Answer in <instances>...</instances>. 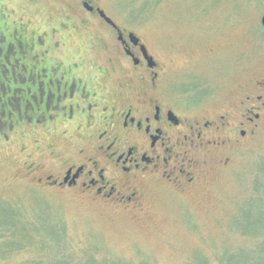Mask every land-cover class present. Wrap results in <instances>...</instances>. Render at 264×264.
<instances>
[{"label": "rangeland", "instance_id": "374dc122", "mask_svg": "<svg viewBox=\"0 0 264 264\" xmlns=\"http://www.w3.org/2000/svg\"><path fill=\"white\" fill-rule=\"evenodd\" d=\"M39 1L51 15L76 5ZM92 2L145 43L170 92L199 99L189 104L192 115H228L231 146L203 158L190 191L152 184L138 207L39 184L35 177L56 173L45 153L14 156L0 146V222L34 236L32 245L20 237L21 249L0 252V264H47L53 256L74 264L88 256L109 264H264V115L252 133L238 135L245 97L264 83V0Z\"/></svg>", "mask_w": 264, "mask_h": 264}, {"label": "flooded vegetation", "instance_id": "af4514ba", "mask_svg": "<svg viewBox=\"0 0 264 264\" xmlns=\"http://www.w3.org/2000/svg\"><path fill=\"white\" fill-rule=\"evenodd\" d=\"M24 1L0 0V146L45 153L56 173L35 177L39 184L138 207L152 184L190 191L207 156L231 146L228 115H192L199 99L170 92L145 43L92 0L58 15ZM255 86L239 137L264 115V83Z\"/></svg>", "mask_w": 264, "mask_h": 264}, {"label": "trees", "instance_id": "16d2710c", "mask_svg": "<svg viewBox=\"0 0 264 264\" xmlns=\"http://www.w3.org/2000/svg\"><path fill=\"white\" fill-rule=\"evenodd\" d=\"M30 231L27 233L29 234ZM20 237H24V240H26L25 245H32L34 244V236L33 235H26L24 234L22 236V233H18L11 225V221H1L0 222V238L5 239V242L0 243V252H13L21 249L24 245H21ZM61 255V253H60ZM51 262H48L47 264H74L71 260H67L64 258V260H56V257L53 256ZM43 261L38 260H28L21 264H43ZM78 264H109L108 262H105L104 260H97L94 256H88L84 260H81Z\"/></svg>", "mask_w": 264, "mask_h": 264}, {"label": "water", "instance_id": "95a60500", "mask_svg": "<svg viewBox=\"0 0 264 264\" xmlns=\"http://www.w3.org/2000/svg\"><path fill=\"white\" fill-rule=\"evenodd\" d=\"M100 14H101L102 17H104V19H105L108 23H110L112 26L116 27L115 24H114L109 18H107V17L104 15V13H103L102 11H100ZM261 24L264 25V14H263V16L261 17ZM146 59H147L148 62H150V61L152 60V58H151V57H147V55H146Z\"/></svg>", "mask_w": 264, "mask_h": 264}]
</instances>
